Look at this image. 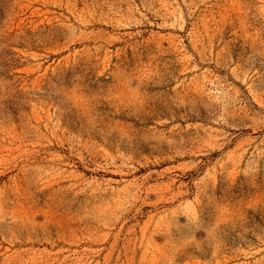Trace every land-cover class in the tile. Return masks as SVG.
<instances>
[{"label": "rangeland", "instance_id": "374dc122", "mask_svg": "<svg viewBox=\"0 0 264 264\" xmlns=\"http://www.w3.org/2000/svg\"><path fill=\"white\" fill-rule=\"evenodd\" d=\"M0 264H264V0H0Z\"/></svg>", "mask_w": 264, "mask_h": 264}]
</instances>
